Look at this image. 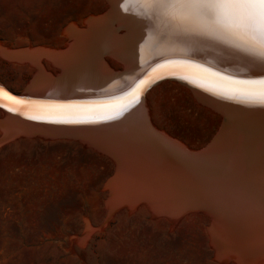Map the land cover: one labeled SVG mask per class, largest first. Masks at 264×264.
I'll return each instance as SVG.
<instances>
[{
    "label": "bare ground",
    "instance_id": "obj_1",
    "mask_svg": "<svg viewBox=\"0 0 264 264\" xmlns=\"http://www.w3.org/2000/svg\"><path fill=\"white\" fill-rule=\"evenodd\" d=\"M101 1L100 12L62 30L64 49L0 51L8 61L33 68L19 94L0 82L6 93L0 144L21 136L83 142L114 162L115 174L105 185L108 216L142 203L171 222L202 212L218 259L264 264V105L247 102L255 94L242 90L248 87L244 78L258 81L264 69L235 48L182 40L177 22L143 0ZM169 76L176 81L156 83L142 103L118 111ZM145 80L138 95L129 97ZM167 82L186 88L221 119L220 138L196 160L151 122L147 98ZM125 91L117 99L94 100ZM64 120L80 122H54Z\"/></svg>",
    "mask_w": 264,
    "mask_h": 264
},
{
    "label": "rangeland",
    "instance_id": "obj_2",
    "mask_svg": "<svg viewBox=\"0 0 264 264\" xmlns=\"http://www.w3.org/2000/svg\"><path fill=\"white\" fill-rule=\"evenodd\" d=\"M100 2L0 0V51L64 49L62 30L100 12ZM5 59L0 52V82L19 94L33 68ZM147 105L153 125L189 151L204 148L221 123L174 82L155 88ZM3 143L0 264H236L216 257L202 212L171 222L142 203L108 216L105 185L114 162L83 142L21 136Z\"/></svg>",
    "mask_w": 264,
    "mask_h": 264
},
{
    "label": "snow or ice",
    "instance_id": "obj_3",
    "mask_svg": "<svg viewBox=\"0 0 264 264\" xmlns=\"http://www.w3.org/2000/svg\"><path fill=\"white\" fill-rule=\"evenodd\" d=\"M143 2L171 16L180 26L182 40L186 42L208 40L219 46L235 48L255 57L259 67L264 69V0H143ZM148 82L142 81L128 94L129 97L138 95ZM246 83L248 87L242 90L255 95L245 99L264 105V76L258 81ZM3 95L6 93L0 88V107L5 106Z\"/></svg>",
    "mask_w": 264,
    "mask_h": 264
},
{
    "label": "water",
    "instance_id": "obj_4",
    "mask_svg": "<svg viewBox=\"0 0 264 264\" xmlns=\"http://www.w3.org/2000/svg\"><path fill=\"white\" fill-rule=\"evenodd\" d=\"M124 73V70H122V71H119V72H116V73H113V74H123ZM173 79V80H175L176 81V79H175V77L174 76H169V77H166V78H159L158 80H155L154 82H153V84H151L146 90H144L141 94H139L136 98H133L129 103H127V104H125V105H123V106H120L119 108H120V110H118V111H123V110H125V109H127L130 105H134V104H140V102L142 103V101H143V96H144V94H145V92L148 90V89H150V87L151 86H153V85H155L156 83H159V82H161V81H163L164 79ZM243 79V78H242ZM244 81H254V80H256V78L254 79V78H244L243 79ZM130 90V89H129ZM128 92L127 91H125V92H123V94H116V95H111V96H109V97H106V98H104V99H94V100H111V99H113V98H120L121 96H124L125 94H127ZM13 97H17V98H19V97H21V98H30V99H34V100H40L39 98H33V97H28V96H22V95H16V96H13ZM45 100V99H44ZM65 101H73V100H63V102H65ZM246 102V101H245ZM247 102H249V101H247ZM246 102V103H247ZM119 117H122L121 115H119L118 117H116L115 119H117V118H119ZM223 122V121H222ZM228 123V122H227ZM36 125H41V124H36ZM220 125H221V123H220ZM52 126H56V125H52ZM219 128H220V126H219ZM218 128V130H217V132H216V134L213 136V138L210 140V142L204 147V148H202L201 150H199V151H197V152H190V151H187V153H189V155H188V158H190V159H198V156H200L201 155V152H204V151H206L209 147H211V146H214L215 144H216V142H217V140L220 138V135H221V133H220V131H221V129H219ZM249 133H250V128H249V130H248V135H249ZM249 137L250 136H248L247 138L249 139ZM189 159V160H190Z\"/></svg>",
    "mask_w": 264,
    "mask_h": 264
}]
</instances>
